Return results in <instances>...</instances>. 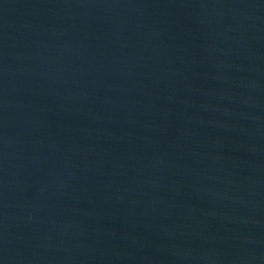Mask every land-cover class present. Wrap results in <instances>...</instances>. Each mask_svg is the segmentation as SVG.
I'll return each instance as SVG.
<instances>
[{"label": "water", "instance_id": "95a60500", "mask_svg": "<svg viewBox=\"0 0 264 264\" xmlns=\"http://www.w3.org/2000/svg\"><path fill=\"white\" fill-rule=\"evenodd\" d=\"M0 264H264V0H0Z\"/></svg>", "mask_w": 264, "mask_h": 264}]
</instances>
